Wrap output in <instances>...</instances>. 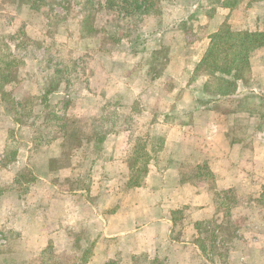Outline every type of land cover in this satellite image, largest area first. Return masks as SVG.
<instances>
[{
  "label": "rangeland",
  "instance_id": "374dc122",
  "mask_svg": "<svg viewBox=\"0 0 264 264\" xmlns=\"http://www.w3.org/2000/svg\"><path fill=\"white\" fill-rule=\"evenodd\" d=\"M132 1L0 0V264H264V46L233 95L198 68L225 24L264 43V0ZM151 171L210 204L202 261L170 257L167 226L108 237Z\"/></svg>",
  "mask_w": 264,
  "mask_h": 264
},
{
  "label": "crops",
  "instance_id": "0c3cea01",
  "mask_svg": "<svg viewBox=\"0 0 264 264\" xmlns=\"http://www.w3.org/2000/svg\"><path fill=\"white\" fill-rule=\"evenodd\" d=\"M158 174L160 173L151 171L146 177V186L144 185L122 196V199H125L123 206L117 212L112 213L106 221L107 229L110 232L108 237L128 236L133 228L138 233L146 230L150 226H167L166 245L175 253L173 256L170 255V257L177 258L179 261L184 260V258L187 259L185 257L187 254L186 250L193 249L192 252L194 251V253L190 255L192 263L198 260L202 261L204 256L194 241L196 236L194 226L197 221H204L209 217V213L211 212L210 204L205 200L204 202L206 203L201 202L200 204H195L194 199L202 201V192L196 190L191 185L182 184L180 181L174 185V188L171 185L164 186ZM190 188L194 193H192L191 198H188V196H184L182 191L187 192ZM166 192L169 193L170 199H165L163 202L151 203L150 199L152 194L162 193L164 195ZM106 199L110 201L108 197ZM184 206L198 207L196 211L194 209L192 211V220L190 222H184L191 226L192 235L186 241L185 239L175 240L172 235L174 234L176 223H174L171 214ZM160 210L163 212L161 216L159 215ZM183 232L185 234L189 230Z\"/></svg>",
  "mask_w": 264,
  "mask_h": 264
},
{
  "label": "trees",
  "instance_id": "16d2710c",
  "mask_svg": "<svg viewBox=\"0 0 264 264\" xmlns=\"http://www.w3.org/2000/svg\"><path fill=\"white\" fill-rule=\"evenodd\" d=\"M30 9L39 10L45 6L46 0H19ZM111 1V0H110ZM225 7L234 8L237 0H229ZM228 1V2H229ZM109 2V0H108ZM136 0L130 4L135 7ZM129 3V2H128ZM146 3V2H145ZM137 9H140L137 7ZM87 24V23H86ZM263 35L247 32L245 34H235L230 32V28L225 24L215 34L210 36L209 49L204 55L199 67L210 68L214 73L222 76L220 82L221 96L235 94L238 82L243 80V75L250 67L249 60L251 52L264 46ZM224 63V64H220ZM231 61V62H229ZM225 77V78H224ZM48 94L51 92H47Z\"/></svg>",
  "mask_w": 264,
  "mask_h": 264
}]
</instances>
